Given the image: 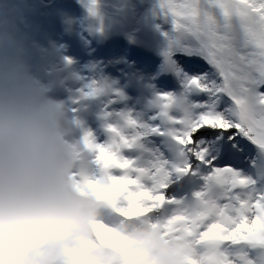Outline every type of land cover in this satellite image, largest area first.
<instances>
[{
	"label": "snow or ice",
	"instance_id": "1",
	"mask_svg": "<svg viewBox=\"0 0 264 264\" xmlns=\"http://www.w3.org/2000/svg\"><path fill=\"white\" fill-rule=\"evenodd\" d=\"M158 14L176 32L166 34L162 70L182 91L156 95L147 119L105 109L103 142L83 130L89 186L113 207L170 215L206 247L198 264H264V0H160ZM178 53L208 70L183 66ZM88 87L86 96L105 91Z\"/></svg>",
	"mask_w": 264,
	"mask_h": 264
},
{
	"label": "clouds",
	"instance_id": "2",
	"mask_svg": "<svg viewBox=\"0 0 264 264\" xmlns=\"http://www.w3.org/2000/svg\"><path fill=\"white\" fill-rule=\"evenodd\" d=\"M9 4L0 0V264H198L206 247L170 215L113 207L89 186L74 114L32 73Z\"/></svg>",
	"mask_w": 264,
	"mask_h": 264
},
{
	"label": "bare ground",
	"instance_id": "3",
	"mask_svg": "<svg viewBox=\"0 0 264 264\" xmlns=\"http://www.w3.org/2000/svg\"><path fill=\"white\" fill-rule=\"evenodd\" d=\"M159 2L97 0L93 16L88 0H10L16 23L29 37L32 73L50 95L66 102L70 117L74 114L75 122H69L73 142L80 141L84 129L99 135V142L106 139L100 120L105 109L147 119L156 112L149 107L156 95L182 91L177 77L162 70L169 47L166 34L176 32L171 15L165 20L158 14ZM150 8L152 15L141 20ZM137 27L140 40L130 38ZM177 57L193 71L209 68L200 57ZM93 82L105 91L86 96Z\"/></svg>",
	"mask_w": 264,
	"mask_h": 264
},
{
	"label": "rangeland",
	"instance_id": "4",
	"mask_svg": "<svg viewBox=\"0 0 264 264\" xmlns=\"http://www.w3.org/2000/svg\"><path fill=\"white\" fill-rule=\"evenodd\" d=\"M257 2H258V0H257ZM145 13H143L144 15H143V17H142V19L141 20H143L144 21V18L146 17V16H150V15H152V13L154 12L151 8L149 9V10H145L144 11ZM154 25V24H153ZM158 28V27H157ZM139 27H137L136 29H135V31L133 32V34H132V36H130V38H135V39H137V40H140V36H139ZM160 33H162V32H160ZM154 34V31H152V33H151V35H153ZM131 42H132V40H131ZM122 44V42L121 43H119L118 45H121ZM122 45H124V44H122ZM112 53L114 54V55H116L114 52H113V49H112Z\"/></svg>",
	"mask_w": 264,
	"mask_h": 264
}]
</instances>
